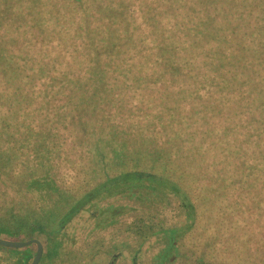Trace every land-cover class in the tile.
I'll list each match as a JSON object with an SVG mask.
<instances>
[{"label":"trees","instance_id":"16d2710c","mask_svg":"<svg viewBox=\"0 0 264 264\" xmlns=\"http://www.w3.org/2000/svg\"><path fill=\"white\" fill-rule=\"evenodd\" d=\"M83 1L63 0L79 27L44 31L2 0L0 227L35 233L37 264H243L264 221L243 203L264 196V0H111L97 34ZM29 245L0 254L29 264Z\"/></svg>","mask_w":264,"mask_h":264},{"label":"rangeland","instance_id":"374dc122","mask_svg":"<svg viewBox=\"0 0 264 264\" xmlns=\"http://www.w3.org/2000/svg\"><path fill=\"white\" fill-rule=\"evenodd\" d=\"M20 1H21L20 2L21 7H26L27 4L33 6L32 7L33 11H31V13H35V11H36L35 15L38 16V21L41 24L42 29L44 31L47 29H51V27H53L55 30H58V31H62V30L63 31H65V30L69 31L70 27H71V23H74L75 25H77V27H79V25H81V17H82L81 13L79 12V14H77V12H70L69 6L65 5V3H63V0H20ZM115 1H117V0H115ZM152 2L157 4L159 2V0H157V1L156 0H148L149 4H152ZM83 3H84V7H87L88 9L93 8V11H95L93 13H95V15H96V17H95V15L92 16L91 21H89V27L88 28L90 29V31L93 34L98 33V32L95 33V31H99V33H100L101 29H97L99 22L104 21L103 15H105V12L108 9H111L113 7V11H115V5H113V2L111 0H84ZM119 3H121V4L123 3L124 4V5L122 4L123 7H125V5H127V7H125V9H127V11H129V12L125 11V9H123V7H121V9H119V5H117L118 11H123L124 13H127V16H130L134 10H139L141 8L140 7L141 3L135 2V0H120ZM1 7H2V0H0V8ZM131 9H133V10H131ZM27 11H29V9H27ZM67 13H69V18H68L69 21L65 18L67 16ZM71 13H73V17H71ZM80 15H81V17H80ZM106 16L107 15H105V17ZM122 16L123 17L120 18L121 20L125 18V15H122ZM71 19H72V21H71ZM134 19L141 20V16H135ZM129 21H130V23H128V27L130 25L131 31H132L133 30V21L130 18H129ZM85 22L87 23V21H85ZM101 25H103V23H101ZM105 25H107V21H105ZM105 25H103V26H105ZM134 25H135V23H134ZM137 26H139V24H137ZM77 27H76V29H77ZM107 27L111 28V23H109V25H107ZM71 29H72V27H71ZM117 31H121V29H117ZM116 34L121 35V33H116ZM107 39H109V36L107 37ZM81 41H83V39H81ZM102 43H103V40H102ZM106 43H107V41H105V44ZM83 47H85V49H87L86 41H85V45H83ZM79 51H81V49H79ZM82 52H85V51H81V53ZM251 186H252L251 187L252 189L249 190L248 196H246L243 200L244 206L251 208L253 206L263 205V207H264V196H263V193L258 192L259 186L258 185L256 186L253 184H251ZM249 210H251V209H248V211ZM254 213L255 212L250 213L251 215L249 214L251 222H249V226H248L246 236H245V240H248V242H246V244L248 246L249 252L247 253V258L243 261V264H264V261H262L263 258H261V256L264 255V248L262 247L263 252L261 253L260 248H258V246L261 245V243L259 244L257 241V238L259 237L260 234L264 238V221L261 225H257V221L260 219ZM256 213H257V211H256ZM263 213H264V210H263ZM0 223L3 224L4 222H0ZM19 231L11 232L10 228L7 225H3L0 227V239L10 240V241H24V240L29 239V238H35V237H33V236H35V233L33 234V236H30L27 234L28 236H30V237H28L27 235H25V233L23 234L22 231L21 232H19ZM259 231L261 232L260 234L258 233ZM77 233H79V235H75V237H81V233H83V235H85V230L83 229V230L77 231ZM75 241H77V239H75ZM263 244H264V241H263ZM22 248L25 250H31L32 246L26 245V246H23ZM2 251L6 252L8 254L10 253V251L13 252L12 249H10V248L0 246V253ZM258 256H260V259ZM11 261L12 260L7 259L5 255L0 254V264H12Z\"/></svg>","mask_w":264,"mask_h":264},{"label":"water","instance_id":"95a60500","mask_svg":"<svg viewBox=\"0 0 264 264\" xmlns=\"http://www.w3.org/2000/svg\"><path fill=\"white\" fill-rule=\"evenodd\" d=\"M31 243L35 245V252L29 264H37L42 253V245L36 238H29L24 241H10V240L0 239V246H4L8 248H21Z\"/></svg>","mask_w":264,"mask_h":264}]
</instances>
